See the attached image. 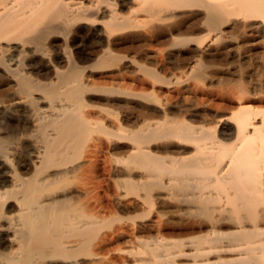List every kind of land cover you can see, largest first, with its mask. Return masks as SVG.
<instances>
[{
	"label": "bare ground",
	"instance_id": "bare-ground-1",
	"mask_svg": "<svg viewBox=\"0 0 264 264\" xmlns=\"http://www.w3.org/2000/svg\"><path fill=\"white\" fill-rule=\"evenodd\" d=\"M252 104L264 0H0V264H264Z\"/></svg>",
	"mask_w": 264,
	"mask_h": 264
},
{
	"label": "rangeland",
	"instance_id": "rangeland-1",
	"mask_svg": "<svg viewBox=\"0 0 264 264\" xmlns=\"http://www.w3.org/2000/svg\"><path fill=\"white\" fill-rule=\"evenodd\" d=\"M216 91H217V89H216ZM216 94V92H214V94L213 95H215ZM213 98H215V99H213V101H214V103H215V105L217 106V107H223V108H229V103L228 102H222V101H220L219 99H216V96L214 97L213 96ZM254 107H257V108H262V109H264V105H262V106H259L258 104H252ZM258 105V106H257Z\"/></svg>",
	"mask_w": 264,
	"mask_h": 264
}]
</instances>
